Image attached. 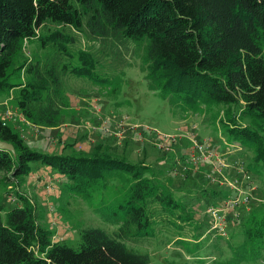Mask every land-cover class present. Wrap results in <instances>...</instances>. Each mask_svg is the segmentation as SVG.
<instances>
[{"label": "trees", "instance_id": "trees-1", "mask_svg": "<svg viewBox=\"0 0 264 264\" xmlns=\"http://www.w3.org/2000/svg\"><path fill=\"white\" fill-rule=\"evenodd\" d=\"M47 22L60 27L40 37L41 48L53 41V54L49 52L41 63L38 56L27 62V80L16 85V107L25 121L55 127L60 107L66 105L61 76H94L97 59L90 52L79 49L67 56V42L72 39L63 36V26L84 27L93 36L144 39L148 87L159 89L169 102V96H175L189 110H195L199 102L238 105L246 122L230 119L222 128L231 142L250 148L246 169L264 171V0H0V90L15 86L8 75L22 40L34 38L36 29ZM0 142L9 145L0 146L3 184L17 182L30 169V162L48 165L65 176V189L73 195L84 194L107 171H123L131 179L129 198L119 206L124 215L114 236L98 227H85L75 248L62 240L51 241V232L37 222L32 203L16 191L20 204L6 209L4 219L0 203V264H159L128 249L118 238L132 227L133 240L147 237L158 213L156 205L179 221L189 219L176 212L182 208L160 190L147 166L113 157L107 146L96 144L88 154L32 150L1 119ZM222 192L221 198H227ZM237 230L241 240L229 264L260 259L264 200L251 204Z\"/></svg>", "mask_w": 264, "mask_h": 264}, {"label": "rangeland", "instance_id": "rangeland-1", "mask_svg": "<svg viewBox=\"0 0 264 264\" xmlns=\"http://www.w3.org/2000/svg\"><path fill=\"white\" fill-rule=\"evenodd\" d=\"M59 28L47 22L36 29L34 38L22 40L18 58L8 75V81L15 86L0 90L1 114L8 109L15 114L11 117H22L15 102L16 85L27 80L24 74L27 62L38 56L41 63L49 52L53 54V41L49 40L51 44L41 48L40 37ZM61 32L72 39V43L67 42L70 48L67 56L80 49L97 59L94 76L90 79L73 73L61 76L66 105L60 107L55 127L27 125L24 120L22 130L12 128L32 150L58 154L72 150L74 154H88L100 144L103 148L107 146L113 157L148 167L160 190L180 205L178 209L182 208L176 212L189 219L179 221L156 205L158 213L147 237L133 240L132 227L118 238L128 249L144 253L150 261L159 264H229L241 240L237 226L244 213L251 204L264 200L261 181L264 171L246 169L252 154L250 148L231 142L222 128L230 119L246 122L240 117L238 105L199 102L195 110H189L175 96H169V102L168 96L162 97L157 92L159 89H150L144 70V39L93 36L84 27L63 26ZM261 51H264V41ZM27 126L30 129L26 130ZM193 141L206 143L211 158L192 159ZM218 152L223 155L216 159L218 162H213ZM195 155H198L196 150ZM29 165L30 169L17 182L0 183L2 219L6 209L20 204L17 191L32 203L35 218L51 232V241L62 240L75 248L79 231L89 226L114 236L124 215V208L119 206L129 198L131 179L126 172H104L84 194L73 195L65 189V176L39 162ZM222 191L227 198H221ZM235 196L239 202L225 216V235L209 230L206 208H220ZM237 264H264V253L260 259Z\"/></svg>", "mask_w": 264, "mask_h": 264}, {"label": "built area", "instance_id": "built-area-1", "mask_svg": "<svg viewBox=\"0 0 264 264\" xmlns=\"http://www.w3.org/2000/svg\"><path fill=\"white\" fill-rule=\"evenodd\" d=\"M11 115H14V113H12L11 110L6 109L3 113V115H1L0 119L5 122V120L10 117ZM192 152L194 153L193 155H191L192 159H209L211 157H209L211 155L210 153V149L208 147V145L206 143H199V142H195L193 141V147L191 148ZM195 150L197 151L198 155H195ZM219 154L215 156V160H213V162H218L216 161V159L218 157H220L221 155H223L221 152H218ZM195 155V156H194ZM239 202V199L237 198V196H235L234 199L226 201L225 205L220 207V208H216L213 206H208L206 208V212L208 213L209 216V230H213L214 232H216L219 235H225V230H226V226H225V215L226 213L229 212V208H231L232 206H236ZM220 219V222L216 223V220ZM213 222V223H212ZM221 222H223V225L221 224Z\"/></svg>", "mask_w": 264, "mask_h": 264}, {"label": "crops", "instance_id": "crops-1", "mask_svg": "<svg viewBox=\"0 0 264 264\" xmlns=\"http://www.w3.org/2000/svg\"><path fill=\"white\" fill-rule=\"evenodd\" d=\"M2 110H3V109H0V114L2 113ZM3 113H4V112H3ZM12 113H13V112H12ZM15 113H16V112H15ZM1 115H3V114H1ZM23 121H24L23 117H20V116H19V118H13V117L10 118V117H8V118L5 120V122H6L8 125H10L11 127L13 126V127L16 128L17 130H22V127H23V126H22V122H23ZM26 122H27V121H26ZM26 122H25L24 124H27V125L30 124V123H26ZM9 123H10V124H9ZM24 124H23V125H24ZM34 126H35V125H34ZM37 127H38V126H37ZM16 129H15V130H16ZM27 129H30V127L27 126V127H26V130H27ZM23 132H26V131H23ZM26 133H29V131H27ZM21 136H22V135H21ZM22 137H23V136H22ZM185 147H186V145L184 144V145H183V149H184ZM41 170L44 171L45 169L43 170V168H42ZM15 206H18V205H15Z\"/></svg>", "mask_w": 264, "mask_h": 264}, {"label": "water", "instance_id": "water-1", "mask_svg": "<svg viewBox=\"0 0 264 264\" xmlns=\"http://www.w3.org/2000/svg\"><path fill=\"white\" fill-rule=\"evenodd\" d=\"M0 146H2V147H8L9 148V145H7V144H5L3 142H0Z\"/></svg>", "mask_w": 264, "mask_h": 264}]
</instances>
